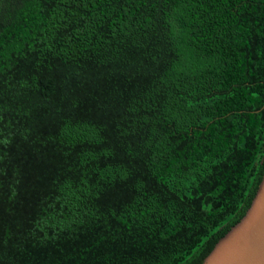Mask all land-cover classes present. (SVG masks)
<instances>
[{"label": "trees", "instance_id": "16d2710c", "mask_svg": "<svg viewBox=\"0 0 264 264\" xmlns=\"http://www.w3.org/2000/svg\"><path fill=\"white\" fill-rule=\"evenodd\" d=\"M264 171V0H0V264H194Z\"/></svg>", "mask_w": 264, "mask_h": 264}, {"label": "water", "instance_id": "95a60500", "mask_svg": "<svg viewBox=\"0 0 264 264\" xmlns=\"http://www.w3.org/2000/svg\"><path fill=\"white\" fill-rule=\"evenodd\" d=\"M194 264H264V171L244 212Z\"/></svg>", "mask_w": 264, "mask_h": 264}]
</instances>
